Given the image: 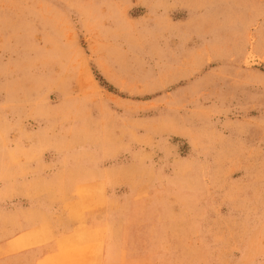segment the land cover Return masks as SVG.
Listing matches in <instances>:
<instances>
[{
  "label": "rangeland",
  "instance_id": "1",
  "mask_svg": "<svg viewBox=\"0 0 264 264\" xmlns=\"http://www.w3.org/2000/svg\"><path fill=\"white\" fill-rule=\"evenodd\" d=\"M0 264H264V0H0Z\"/></svg>",
  "mask_w": 264,
  "mask_h": 264
},
{
  "label": "bare ground",
  "instance_id": "2",
  "mask_svg": "<svg viewBox=\"0 0 264 264\" xmlns=\"http://www.w3.org/2000/svg\"><path fill=\"white\" fill-rule=\"evenodd\" d=\"M75 249V248H74Z\"/></svg>",
  "mask_w": 264,
  "mask_h": 264
}]
</instances>
